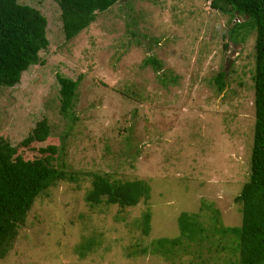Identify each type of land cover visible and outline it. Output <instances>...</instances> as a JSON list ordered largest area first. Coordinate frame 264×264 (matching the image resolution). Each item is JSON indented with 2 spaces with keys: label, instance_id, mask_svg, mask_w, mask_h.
I'll return each instance as SVG.
<instances>
[{
  "label": "rangeland",
  "instance_id": "374dc122",
  "mask_svg": "<svg viewBox=\"0 0 264 264\" xmlns=\"http://www.w3.org/2000/svg\"><path fill=\"white\" fill-rule=\"evenodd\" d=\"M21 3L47 18L49 47L18 86L0 89V141L33 161L67 132L63 162L78 181L37 199L0 264H234V237L212 228L205 243L183 238L167 256L154 248L178 238L179 216L201 213L204 204L224 227H241L235 199L249 181L254 144L255 34L234 44V23L206 0H125L66 41L54 1ZM222 71L228 85L220 93ZM60 77L81 80L72 129L61 113ZM43 120L51 136L25 146ZM94 174L143 181L149 200L124 211L94 208L85 201ZM213 212H202L207 227Z\"/></svg>",
  "mask_w": 264,
  "mask_h": 264
},
{
  "label": "trees",
  "instance_id": "16d2710c",
  "mask_svg": "<svg viewBox=\"0 0 264 264\" xmlns=\"http://www.w3.org/2000/svg\"><path fill=\"white\" fill-rule=\"evenodd\" d=\"M60 8L62 29L66 41H71L87 30L97 19L125 0H51ZM129 1V0H128ZM212 10L234 23L229 32L234 44L245 42L255 34V71L252 73L255 93L254 144L251 157L249 181L243 186L235 202L241 205V227H224L212 206L204 204L201 211L212 210L211 225L201 221V213H182L178 218L180 236L156 241L154 253L162 256L172 254L182 244L210 241L208 233L233 236L238 254L234 264H264V0H206ZM48 20L36 8L21 0H0V89L15 88L24 73L33 66L43 64L40 53L49 47ZM150 63L160 69L156 60ZM227 71L215 78L220 93L227 88ZM61 113L70 121L72 129L77 90L81 80L59 78ZM51 136L47 120L37 124L23 144L45 143ZM68 133L61 138V146L51 145L40 149L44 155L26 161L18 155V149L5 140L0 141V260H4L16 242L19 230L24 227L37 199L62 182H77L75 175L67 170L63 156ZM150 197V186L143 181L112 180L109 174H94L92 188L85 201L94 208L105 205L118 206L121 210L136 208ZM143 234L151 230V213L143 216ZM94 241H89L92 246ZM81 248L85 249L84 246ZM225 250V248L223 247Z\"/></svg>",
  "mask_w": 264,
  "mask_h": 264
},
{
  "label": "water",
  "instance_id": "95a60500",
  "mask_svg": "<svg viewBox=\"0 0 264 264\" xmlns=\"http://www.w3.org/2000/svg\"><path fill=\"white\" fill-rule=\"evenodd\" d=\"M230 67V63H228V68Z\"/></svg>",
  "mask_w": 264,
  "mask_h": 264
}]
</instances>
